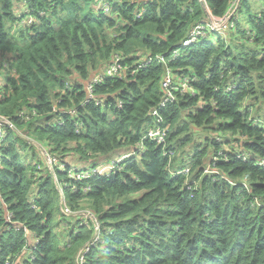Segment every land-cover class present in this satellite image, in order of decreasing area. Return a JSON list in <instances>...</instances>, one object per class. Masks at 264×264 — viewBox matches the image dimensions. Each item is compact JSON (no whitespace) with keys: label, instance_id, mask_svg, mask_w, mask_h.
<instances>
[{"label":"trees","instance_id":"obj_1","mask_svg":"<svg viewBox=\"0 0 264 264\" xmlns=\"http://www.w3.org/2000/svg\"><path fill=\"white\" fill-rule=\"evenodd\" d=\"M100 1L0 0V114L65 164L60 180H70L71 156L104 166L131 153L67 192L74 211L100 221L86 253L94 220L60 210L39 149L10 133L0 146V264H264V122L250 113L264 102V0H239L234 25L186 46L206 20L201 0H104L109 13ZM205 2L224 16L236 0ZM118 55L120 74L86 102L89 80ZM169 70L174 81L195 77L197 95L163 104ZM162 130L165 143L150 136ZM192 144L182 165L176 153Z\"/></svg>","mask_w":264,"mask_h":264},{"label":"built area","instance_id":"obj_2","mask_svg":"<svg viewBox=\"0 0 264 264\" xmlns=\"http://www.w3.org/2000/svg\"><path fill=\"white\" fill-rule=\"evenodd\" d=\"M238 2H239V0H236L231 11L228 12L227 14H225L224 16H217V15L213 14V12L209 9L208 14L207 13L206 14H207V16L211 15V18L198 23L193 28L192 32L189 34V38H187L183 44L185 46L191 44L196 39V37L198 35L199 36L200 35H208L210 30H212L214 32H221V31L228 30L229 26L233 25V22H232L233 18L232 17H233V14L238 7ZM110 9H111V7L108 3H106L104 0L100 1L99 10L103 11L104 13H109ZM26 12H28V9ZM24 21L26 22V19H24ZM32 21H34V18L31 16V17H29L27 22L31 23ZM142 65L140 67H142ZM5 66L8 67L9 63H5ZM122 69H123V67L121 65V57L118 55L103 70L95 73V75L87 83L86 90L89 93V97L86 100V102H89L91 99L94 98L95 88H96L97 84L103 82L106 79L112 78V77L120 74ZM133 72H135V70H133ZM170 72H171V70L168 71L167 79L165 82V86L167 89V96H165L163 104H165L169 101H175L178 97L177 96L178 93L183 94L186 91H188L192 94V96L197 95V91L192 86V83L196 80L195 77L183 76V77H179L178 79L175 78L176 81H174V79L171 77ZM233 87H234V85H230L228 88L230 90ZM0 96H1V94H0ZM213 103L216 104L215 101ZM154 113H156V111H154ZM12 132L20 135L21 137L26 139L29 144L34 145L39 149L40 153L42 154L43 158L45 159V162L48 165V168L53 173V176L58 183L60 196H61V198H60L61 210L66 215H75V214L83 215L84 220L82 221L81 225H85L86 220L88 218H91L92 220H94L96 235H95L94 239L90 242V244H86V246L82 249V251L84 250V252L87 253L90 250L91 246L96 244V242L100 238V231H101L100 221L98 220L96 215H94L90 210H83V211H79V212L74 211L68 202L67 192L77 190L76 184L80 180L88 179V178H90L94 175H97V174H102L106 170H113V169L116 170L117 163L122 161L123 159H125L129 155H131V153H126L121 158H119L118 160H113L112 162H109L104 166H99V167L95 168L94 170H88V169H84V168L78 167V166H71V168L68 170V176H69L70 180L65 181V180H60V178H59V176L55 170L56 166L59 165L62 169L61 172L66 173L67 171L65 170V164L60 163L58 161V159L56 157H54L49 152L46 145L42 144L40 141L36 140L32 136L24 134L20 130V128L17 126L15 120L12 117L5 115V114H0V146L4 143L7 136ZM166 135H167V130L153 131L150 133V136L157 138V140L160 143L166 142ZM238 158H242L243 160H248V157L245 154H239ZM217 163H218V161L214 162L213 166H209L206 169V172L207 173H216L215 169H216ZM258 163L261 165H264V161H260ZM189 171H190V169L187 168L183 172L189 173ZM178 173L179 172H177L176 174H178ZM63 181H65V182H63ZM88 190H89L88 187L84 188L85 192H87ZM39 241H40V238L37 237V239L35 240L33 245L39 243ZM84 259H85V257L82 256L80 258V261L83 262Z\"/></svg>","mask_w":264,"mask_h":264},{"label":"rangeland","instance_id":"obj_3","mask_svg":"<svg viewBox=\"0 0 264 264\" xmlns=\"http://www.w3.org/2000/svg\"><path fill=\"white\" fill-rule=\"evenodd\" d=\"M205 10V9H204ZM26 11L25 10H23L21 13H20V16L21 15H23L24 13H25ZM205 12L208 14V11L207 10H205ZM247 17V16H246ZM209 18H211V15L210 16H206L205 17V19L207 20V19H209ZM21 22H23V21H21ZM233 22V21H232ZM243 24V22L242 21H240V25H242ZM233 25H234V22H233ZM244 27H246V24H244ZM17 28H21V26H17ZM16 28V31L18 30ZM227 33V32H226ZM228 35H229V33H228ZM227 35V36H228ZM246 42H247V39H246ZM251 46V45H250ZM7 78H8V72H7V70H5V69H3L2 71H1V73H0V88L6 83V80H7ZM254 103L258 106V109L253 105V104H251V106H252V108L250 109V113H251V117H252V119L254 118V119H258V120H262L263 122H264V102L262 103H256L255 101H254ZM253 119V120H254ZM233 145H234V149H238V142H236L235 143V140H233V143H232ZM193 146H194V144H192L190 147H189V150L186 152V153H180V152H178V153H176V156L178 157V159H179V163H181L182 165H185L187 162H188V160L190 159V156H191V153L192 152H194V150H193ZM224 152L222 151L220 154H223ZM173 155H175V154H173ZM260 161H264L263 159H260ZM83 162V161H82ZM100 165H88V166H83L82 165V168H84V169H88V170H94L95 168H97V167H99ZM213 166V165H212ZM67 199L69 200V195H67ZM61 207V206H60ZM60 210H61V208H60ZM62 211V210H61Z\"/></svg>","mask_w":264,"mask_h":264},{"label":"crops","instance_id":"obj_4","mask_svg":"<svg viewBox=\"0 0 264 264\" xmlns=\"http://www.w3.org/2000/svg\"><path fill=\"white\" fill-rule=\"evenodd\" d=\"M26 10V9H25ZM232 149V148H230ZM68 161L70 162L71 166H78V167H82L83 166H88V165H92V164H83L84 162H81L78 158L71 156L68 158Z\"/></svg>","mask_w":264,"mask_h":264},{"label":"water","instance_id":"obj_5","mask_svg":"<svg viewBox=\"0 0 264 264\" xmlns=\"http://www.w3.org/2000/svg\"><path fill=\"white\" fill-rule=\"evenodd\" d=\"M201 2H202L203 8L208 11V5L206 4L205 0H201Z\"/></svg>","mask_w":264,"mask_h":264},{"label":"clouds","instance_id":"obj_6","mask_svg":"<svg viewBox=\"0 0 264 264\" xmlns=\"http://www.w3.org/2000/svg\"><path fill=\"white\" fill-rule=\"evenodd\" d=\"M209 9H210V8L208 7V10H209ZM237 9H238V7H237ZM237 9H236V10H237ZM235 12H236V11H235ZM235 12H234V14H235ZM234 14H233V16H234ZM220 153H221V152H220ZM207 168H208V167H207Z\"/></svg>","mask_w":264,"mask_h":264}]
</instances>
